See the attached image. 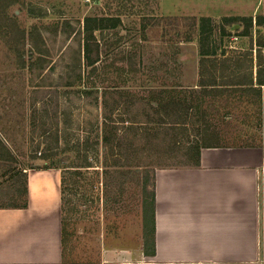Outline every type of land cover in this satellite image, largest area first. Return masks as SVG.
<instances>
[{
  "label": "rangeland",
  "instance_id": "obj_1",
  "mask_svg": "<svg viewBox=\"0 0 264 264\" xmlns=\"http://www.w3.org/2000/svg\"><path fill=\"white\" fill-rule=\"evenodd\" d=\"M7 1L0 0V202L29 165L59 168L64 238L104 231L148 241L156 167L191 165L194 143L258 140L259 100L248 84L198 83L264 71L256 42H264V0ZM253 4L245 19L223 18V7ZM86 16L114 18L93 29L90 64L82 56Z\"/></svg>",
  "mask_w": 264,
  "mask_h": 264
},
{
  "label": "crops",
  "instance_id": "obj_2",
  "mask_svg": "<svg viewBox=\"0 0 264 264\" xmlns=\"http://www.w3.org/2000/svg\"><path fill=\"white\" fill-rule=\"evenodd\" d=\"M255 8L223 7L222 14L249 16ZM257 69L246 84L259 100L258 140L200 144L197 164L156 167L145 245L104 231L64 238L61 172L44 165L25 171V206L0 207V264H264V83H256ZM222 84L239 85H209Z\"/></svg>",
  "mask_w": 264,
  "mask_h": 264
},
{
  "label": "trees",
  "instance_id": "obj_3",
  "mask_svg": "<svg viewBox=\"0 0 264 264\" xmlns=\"http://www.w3.org/2000/svg\"><path fill=\"white\" fill-rule=\"evenodd\" d=\"M10 2H12V0H10V1L8 0L6 4H8ZM109 18L111 19V17H108V18L107 17H105V18L104 17L103 18H95V17H92V16H86V17H84L83 30H84L85 34L83 35V42H82V51H83V55L82 56L84 57V59H85V61H86L87 64H90L93 61L92 57L90 56V52H89V41L91 39H93V37H92V31L95 28H101L102 27V25L99 23L101 20H103V19H109ZM223 18L224 19L231 20V19H234V16H224ZM238 18L245 19V16H240ZM113 19L114 18H112L111 20H113ZM115 19L117 20V18H115ZM248 20H249L248 21V25L250 26L251 17H249ZM232 25H234V23ZM144 26L145 25L142 24L141 28L144 29ZM255 26H256V30L259 31L260 28H261V23L258 22V21L257 22L255 21ZM235 31L239 32V34H246L247 33V32L244 33V31L240 32L239 31V27H237L235 29ZM258 36H259V34H258ZM257 41H258V43H257V46L258 47L261 46V45L262 46L264 45V42L261 41L259 38L256 40V42ZM35 48H36V50L38 52H40L39 54H42L43 55V53H41L43 51L42 49H41L42 50L41 51V50L37 49V47H35ZM258 55H259V53H258ZM43 60H44L43 56L40 57L38 55L37 57H35V61H39L37 64H40V62H43ZM31 64H32V60H30L28 62V67ZM249 67H250V65H249ZM249 70H250L248 72L249 73V75H248L249 77L240 78V79L234 81L233 84H239V85H241V84H244V83H252L251 82V69H249ZM246 78H249V79H246ZM203 81L204 80L202 79V81H200L199 84H203V85L204 84H215V82H214L213 79H211L209 82H206V83L203 82ZM255 81L258 84L264 83V71L262 72L261 69H259V68L256 70V73H255ZM66 84H69V83H66ZM57 138H58V135H56L54 139L57 141ZM104 138L106 139L107 137L104 136ZM188 148H192L194 150L193 153H192V156H193L192 164H197L198 163V155H199L200 145H198L197 143H194V145H191ZM46 149H50V146H48V148H46ZM5 152L7 154H10L9 151H8V148L5 149ZM52 153H54V152H49V153L43 154V156L41 155L40 157L45 158L48 155H51ZM42 166H44V165H42ZM28 167L31 168L32 165H29ZM19 175L20 176L17 177V178H19V180L22 182V184L20 186H17V187L14 186L13 191L10 192L9 199L7 201L0 202V207H23V206L26 205V173H24V172H21L20 173L19 172ZM153 186H154V182L152 181V189L150 191V209H149V211H150V221H151L150 223H151V226H152L153 202H154V190H153ZM19 194H22V197H23V199L21 201L17 200V198H16ZM151 231H152V227H150V232ZM144 245H145V242H144ZM151 252H152V250H151Z\"/></svg>",
  "mask_w": 264,
  "mask_h": 264
},
{
  "label": "built area",
  "instance_id": "obj_4",
  "mask_svg": "<svg viewBox=\"0 0 264 264\" xmlns=\"http://www.w3.org/2000/svg\"><path fill=\"white\" fill-rule=\"evenodd\" d=\"M236 38H237V35H235V34H230L229 35V39L230 40H235ZM263 175H264V172H263ZM262 248L264 249V243H262ZM259 259H260V261H262L263 257H259Z\"/></svg>",
  "mask_w": 264,
  "mask_h": 264
}]
</instances>
